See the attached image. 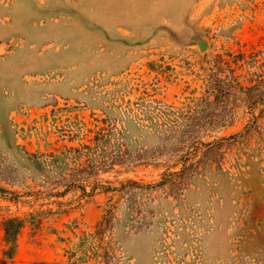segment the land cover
Here are the masks:
<instances>
[{"label":"rangeland","instance_id":"rangeland-1","mask_svg":"<svg viewBox=\"0 0 264 264\" xmlns=\"http://www.w3.org/2000/svg\"><path fill=\"white\" fill-rule=\"evenodd\" d=\"M0 260L264 264V0H0Z\"/></svg>","mask_w":264,"mask_h":264},{"label":"trees","instance_id":"trees-1","mask_svg":"<svg viewBox=\"0 0 264 264\" xmlns=\"http://www.w3.org/2000/svg\"><path fill=\"white\" fill-rule=\"evenodd\" d=\"M23 227V221L19 217H10L3 222L4 241L8 248L3 251V254L10 258L16 247V238L19 230ZM0 264H5L4 260H0Z\"/></svg>","mask_w":264,"mask_h":264},{"label":"water","instance_id":"water-1","mask_svg":"<svg viewBox=\"0 0 264 264\" xmlns=\"http://www.w3.org/2000/svg\"><path fill=\"white\" fill-rule=\"evenodd\" d=\"M199 45H200V47H203L204 43L203 42H199Z\"/></svg>","mask_w":264,"mask_h":264}]
</instances>
